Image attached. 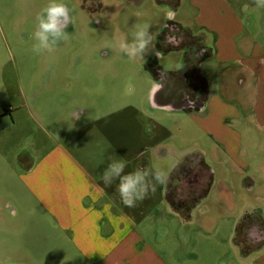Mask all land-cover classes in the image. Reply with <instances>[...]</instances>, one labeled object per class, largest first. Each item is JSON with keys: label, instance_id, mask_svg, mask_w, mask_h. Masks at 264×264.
I'll return each mask as SVG.
<instances>
[{"label": "rangeland", "instance_id": "374dc122", "mask_svg": "<svg viewBox=\"0 0 264 264\" xmlns=\"http://www.w3.org/2000/svg\"><path fill=\"white\" fill-rule=\"evenodd\" d=\"M50 2L0 0V264H60L53 230L46 242L31 208H25L19 173L38 154L37 148L51 146L52 138H59L47 124L62 133L77 125L71 112L93 106L114 108L128 98L124 92L135 86L129 82L140 71L142 58L129 59L118 42H131L137 30L147 29L158 54L149 53V68L167 74L178 68L193 74L213 47V35L203 38L195 22L194 0H57L70 9L69 38L51 52L36 54V17ZM233 3L244 22H251L250 28L264 30V7H257L254 0ZM171 21L184 29L176 31V42L166 37ZM156 111L172 129L175 150L199 154L201 144L205 154L201 165L211 176L210 190L200 196L203 203H196L199 194H190L191 219L177 222L173 247L162 248L166 255L174 264H264V161L256 157L253 169L238 173L234 164L220 159L224 154L217 143L196 129L187 113ZM250 153L264 158V144ZM185 171L177 172V187L194 192L182 183ZM250 226L258 232L255 239L247 235L254 232Z\"/></svg>", "mask_w": 264, "mask_h": 264}, {"label": "crops", "instance_id": "0c3cea01", "mask_svg": "<svg viewBox=\"0 0 264 264\" xmlns=\"http://www.w3.org/2000/svg\"><path fill=\"white\" fill-rule=\"evenodd\" d=\"M233 1L194 0L202 37L214 39L193 74L169 70L164 82L148 67L152 56L147 54L140 60V71L131 75L134 92L124 89L129 96L121 105L71 112L77 125L62 133L47 124L57 139L44 127L53 143L36 149L38 154L19 173L18 189L24 193L25 208L28 205L30 215L37 218L39 235L47 242L53 230L60 264H174L162 248L173 247L177 222L191 219L190 194H196L179 191L175 177L180 170H186L185 175L204 163L205 154L201 144L199 154L175 150L172 129L156 110L187 113L196 129L217 143L224 154L220 159L234 164L238 173L253 169L256 157L264 161L250 153L264 144V30L250 28L251 22H244ZM206 58L211 65L205 64ZM190 78L193 101L186 93ZM116 159L126 162L125 173L149 169L150 183H155V170L166 171L168 182L157 185L155 193L136 207H126L117 191L118 181L106 186L101 179L108 163ZM208 190L209 186L199 189L197 197ZM250 227L254 232L247 235L257 236Z\"/></svg>", "mask_w": 264, "mask_h": 264}, {"label": "clouds", "instance_id": "9594fccd", "mask_svg": "<svg viewBox=\"0 0 264 264\" xmlns=\"http://www.w3.org/2000/svg\"><path fill=\"white\" fill-rule=\"evenodd\" d=\"M257 7H264V0H254ZM247 5L244 10H247ZM38 24L33 33V39L38 41L33 45V51L40 54L47 50L53 51L59 41H66L69 34L66 31L70 23V9L63 2L51 0L46 8L36 17ZM51 38V43L49 42ZM154 36L147 29H139L133 35V40H121L117 47L129 59L143 58L149 53L155 54ZM126 162L111 160L101 174V179L106 186L118 181L117 191L121 202L129 208L136 207L138 202L145 200L150 193L154 194L157 185L168 182L169 174L166 171L155 170L153 179L148 181L149 169L137 168L133 172L125 173Z\"/></svg>", "mask_w": 264, "mask_h": 264}, {"label": "flooded vegetation", "instance_id": "af4514ba", "mask_svg": "<svg viewBox=\"0 0 264 264\" xmlns=\"http://www.w3.org/2000/svg\"><path fill=\"white\" fill-rule=\"evenodd\" d=\"M72 23V21L70 20L69 25ZM68 25V26H69ZM167 27L169 28V31L166 32V37L169 41L175 40L178 41V38L175 37V33L177 32H183L184 33V29L181 28L178 24H175L173 21H171V23L167 24ZM154 73H156V77L159 79H163V81L165 82L167 79V74L164 73L163 71H159L156 70ZM193 80L192 78H190L189 82H188V87L186 90V93L188 94V99H190L191 101H193L194 98V84H193ZM190 101V103H191ZM210 179V175L209 172L206 171V167L202 166V165H196L195 168L190 169L188 174L182 177V183L184 184V187L186 189L188 188H195V193H197V191L199 189H202L203 187H207L208 186V181ZM187 192V190L185 191ZM254 239L256 237V235L252 236Z\"/></svg>", "mask_w": 264, "mask_h": 264}, {"label": "trees", "instance_id": "16d2710c", "mask_svg": "<svg viewBox=\"0 0 264 264\" xmlns=\"http://www.w3.org/2000/svg\"><path fill=\"white\" fill-rule=\"evenodd\" d=\"M174 2L178 3V0H174ZM149 64H150V63L148 62V67H149ZM190 73H192V72H190ZM207 187H208V186H207ZM188 212H189V210L185 211L183 215H184L185 217H187Z\"/></svg>", "mask_w": 264, "mask_h": 264}, {"label": "water", "instance_id": "95a60500", "mask_svg": "<svg viewBox=\"0 0 264 264\" xmlns=\"http://www.w3.org/2000/svg\"><path fill=\"white\" fill-rule=\"evenodd\" d=\"M187 85V84H186Z\"/></svg>", "mask_w": 264, "mask_h": 264}]
</instances>
